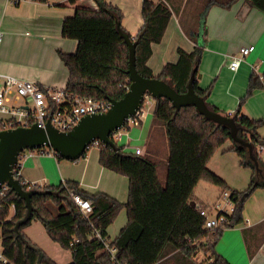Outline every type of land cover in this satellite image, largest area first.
Here are the masks:
<instances>
[{"label":"trees","instance_id":"16d2710c","mask_svg":"<svg viewBox=\"0 0 264 264\" xmlns=\"http://www.w3.org/2000/svg\"><path fill=\"white\" fill-rule=\"evenodd\" d=\"M21 1L12 0L16 5ZM245 1L264 12V0ZM95 2L98 10L79 7L73 16L66 17L63 22V37L78 42L75 53L59 51L70 73L67 90L83 97L118 100L125 95L131 84L128 72L130 51L117 27L123 14L119 7L106 0ZM217 3L223 7L232 4ZM174 11L167 0L143 2L144 25L134 39L137 41V70L146 78L155 77L148 66L153 54L152 45L162 41ZM202 16L203 13L200 14V25ZM122 31L127 32L123 27ZM186 31L193 40L196 39L198 29ZM178 55V60L166 64L157 77L167 80L179 93H185L193 69L199 66L202 48L196 46L192 51L179 48ZM198 76L197 71L195 92L207 101L211 87L201 89ZM262 87L259 75L254 73L247 94L237 110L226 114L235 119L239 136L251 143L261 169V173L257 171L247 146L233 142L231 150L241 157V165L253 171L250 184L245 190L231 189L221 176L209 168V162L218 149L228 139L232 140L230 128L210 121L194 106L177 110L169 99L160 98L155 103L153 121L166 128L169 147L166 181L161 180L158 163L152 156L124 151L117 142L115 147L95 144L100 148L101 166L129 178L127 203L106 193L90 194L73 180L59 185H31L18 174L19 166L16 176L23 188L36 191L31 197L34 210L32 219L17 227L27 214L26 201L13 190H9L0 199L3 207L0 211V239L2 252L7 259L6 262L0 260V264H60L24 232L34 220L43 224L53 241L71 251L72 261L68 264H170L180 256V260L194 264H228L215 250L224 228H206V218L201 215L200 207L193 202V198L201 181L220 188L221 192L229 191L235 203V211L230 215L227 228L245 221L247 200L257 189L264 188V161L260 155L264 138L259 134L264 118L249 117L243 114L242 108L254 90ZM207 104L214 111L222 113L215 106ZM135 119L141 124L138 116ZM56 155L58 159H63ZM71 192L91 202L93 212L89 216L81 211ZM12 204L16 207L13 215ZM123 209L127 210L128 223L111 240L108 228ZM201 251L208 255V259L198 262L194 257Z\"/></svg>","mask_w":264,"mask_h":264},{"label":"crops","instance_id":"0c3cea01","mask_svg":"<svg viewBox=\"0 0 264 264\" xmlns=\"http://www.w3.org/2000/svg\"><path fill=\"white\" fill-rule=\"evenodd\" d=\"M106 1L121 9V26L136 37L144 25V0ZM167 1L175 11L162 41L152 45L153 54L148 66L155 76H159L166 64L178 60L179 48L192 51L200 46L199 87L203 90L211 87L207 102L222 114L234 113L247 94L253 74L264 75V12L251 7L245 0ZM217 1L232 4L223 7ZM79 7L97 9L98 5L95 0H22L18 5L11 0H0V32L3 36L0 41V74L31 80L42 86L67 87L70 73L59 51L75 53L78 42L63 37L62 26L65 18L73 16ZM186 29H198L195 40ZM250 45L256 46L255 51L246 57L237 71H231L227 64L230 56ZM260 81L263 87L255 89L242 108L243 114L254 119L264 118V76ZM2 84L3 79L0 78ZM153 111H146L140 118L141 124H133L123 130L120 142L123 146L128 143V151L141 147L143 152L154 156L158 150L153 137V129L158 127L153 121ZM259 134L264 138V125L259 128ZM232 140L228 139L218 149L209 162V168L231 189L242 191L250 184L253 172L251 168L242 166L241 157L231 150ZM260 155L264 161V148ZM99 156L97 144L91 145L76 161L58 159L55 154L48 153L26 156L20 160V175L27 183L40 186L73 180L90 194L106 193L127 203L129 178L101 166ZM229 163L233 173L220 171L224 164L228 168ZM246 175L247 185H242L239 179ZM196 189L193 202L198 204ZM220 195L221 192L217 200ZM252 201L256 203L251 206L248 202ZM244 217L243 223L224 228L215 250L228 264H264V188L257 189L247 200ZM127 223V210L123 209L108 228L109 238L114 240ZM24 232L58 263L72 261L71 251L53 241L40 221L34 220ZM181 257L170 264H194L180 260ZM194 259L203 262L208 256L201 251Z\"/></svg>","mask_w":264,"mask_h":264},{"label":"water","instance_id":"95a60500","mask_svg":"<svg viewBox=\"0 0 264 264\" xmlns=\"http://www.w3.org/2000/svg\"><path fill=\"white\" fill-rule=\"evenodd\" d=\"M121 36L128 44L129 76L131 84L128 91L121 99H111V108L108 112L87 115L81 122L68 132L59 131L50 122L46 128H40L36 124L31 127H18L0 130V188L7 184L27 204V214L19 225L32 219L34 207L31 197L35 190H25L21 181L16 176V169L20 166L19 157L26 149L49 148L63 159L78 160L95 143H103L115 147L116 143L112 135L126 127L128 119L137 115L142 106L145 94H150L155 100L169 99L177 110L182 107L194 106L197 111L210 121L230 128L231 137L249 148L250 157L255 161L257 171L261 169L253 154L250 142L239 136L238 127L232 116L216 112L211 109L206 98L198 95L194 89L198 67L191 74L188 91L179 93L167 80L155 76L146 78L137 70L136 46L137 41L129 33L122 31L121 22L117 23Z\"/></svg>","mask_w":264,"mask_h":264},{"label":"built area","instance_id":"2783aa9c","mask_svg":"<svg viewBox=\"0 0 264 264\" xmlns=\"http://www.w3.org/2000/svg\"><path fill=\"white\" fill-rule=\"evenodd\" d=\"M98 9L97 7L96 10ZM2 37V33L0 32V41ZM255 49V45L245 46L240 49L238 54L231 55L227 63L229 69L234 72L237 71L246 57L254 52ZM259 76L262 79L264 75ZM0 78L3 79V84L0 85L1 130L31 127L35 124L40 128H46L48 122H50L59 131L68 132L78 125L85 116L106 113L112 105L110 100L74 95L67 90V87L42 86L37 82L20 79L11 75L0 74ZM149 100L155 101L150 94H145L142 106L136 115L139 119L151 107ZM10 102L16 106H9ZM131 124H138L135 116L128 119L125 128L116 131L112 135L114 142L121 143L123 130H126ZM121 146L123 145L121 144ZM124 146L126 148L129 147L127 142ZM263 148L261 146L260 151ZM124 151L128 152L127 149H124ZM132 152L137 155H142L143 153L141 147L134 148ZM46 153L56 155L53 150L47 148L26 149L20 154L19 163L26 156L31 157L36 154ZM18 174H20V170ZM24 182L27 183L25 180ZM9 190L11 188L7 184H4L0 188V199L4 198ZM71 195L86 216H89L93 212V206L88 199L81 197L75 192H71ZM221 196L220 198L223 199V203L219 200L211 209L199 206L201 215L206 218V228L208 229L227 228L230 223V215L235 211V203L230 197V192L224 191ZM2 208V205H0V211ZM15 208V204H12L11 215L14 214ZM96 233L100 236L99 232ZM0 260L7 261L2 250H0Z\"/></svg>","mask_w":264,"mask_h":264},{"label":"rangeland","instance_id":"374dc122","mask_svg":"<svg viewBox=\"0 0 264 264\" xmlns=\"http://www.w3.org/2000/svg\"><path fill=\"white\" fill-rule=\"evenodd\" d=\"M149 101H150V104H152V106L150 108H148L147 110L149 112H152L153 108L155 106V103L153 100H149ZM9 106H16V105L13 104L12 102H10ZM131 125H133V124H131ZM157 126H158L157 128L153 129V137L156 140L155 145L158 147V150L155 152L154 156H152V155L151 156H152V159L158 163L160 178L163 182H165L166 178H167V159H168V155H169V148H168L166 128L161 123H157ZM117 144L121 145L122 143L118 142ZM261 146L264 147L263 145H261ZM122 147H123V150L127 149L125 146H122ZM47 149H49V148H47ZM49 150H51V149H49ZM143 154H147V153L143 152L142 155ZM220 171H230L231 173H233L232 165L229 163L228 168H227L224 164V167L220 168ZM246 179H247V175L244 176V178L240 177L239 180H240L242 185H243V183H244V185H247V183L245 182ZM245 187H247V186H245ZM196 191H197V197H198V199L196 198L197 202H198L197 205H199L202 208L211 209L212 206L219 200H221L223 203L222 198L217 200V198L221 192L220 188H218L212 184H209L206 182H201L200 185L197 187ZM221 194H222V192H221ZM220 197H222V196L220 195ZM202 201L204 203H207V204H204ZM249 203L252 206V204H255L256 201L248 202V204ZM54 209H56V207H54ZM55 213H57L56 210H55ZM0 250H2L1 242H0Z\"/></svg>","mask_w":264,"mask_h":264}]
</instances>
